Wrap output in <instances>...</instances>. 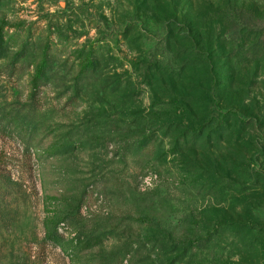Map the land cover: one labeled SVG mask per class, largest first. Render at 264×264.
Listing matches in <instances>:
<instances>
[{
	"label": "rangeland",
	"instance_id": "obj_1",
	"mask_svg": "<svg viewBox=\"0 0 264 264\" xmlns=\"http://www.w3.org/2000/svg\"><path fill=\"white\" fill-rule=\"evenodd\" d=\"M3 30L0 264H264V0H0Z\"/></svg>",
	"mask_w": 264,
	"mask_h": 264
},
{
	"label": "trees",
	"instance_id": "obj_2",
	"mask_svg": "<svg viewBox=\"0 0 264 264\" xmlns=\"http://www.w3.org/2000/svg\"><path fill=\"white\" fill-rule=\"evenodd\" d=\"M0 39H7L8 41H11L13 40V36H10L8 32L3 30V32H0ZM46 65L47 64L43 61V63L38 67L37 75L34 78V92L39 91L38 88L41 86V84H43L42 71L44 70Z\"/></svg>",
	"mask_w": 264,
	"mask_h": 264
}]
</instances>
